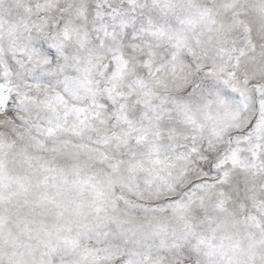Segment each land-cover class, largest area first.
<instances>
[{
    "label": "snow or ice",
    "instance_id": "snow-or-ice-1",
    "mask_svg": "<svg viewBox=\"0 0 264 264\" xmlns=\"http://www.w3.org/2000/svg\"><path fill=\"white\" fill-rule=\"evenodd\" d=\"M0 264H264V0H0Z\"/></svg>",
    "mask_w": 264,
    "mask_h": 264
}]
</instances>
